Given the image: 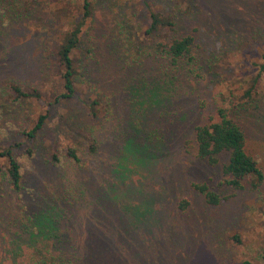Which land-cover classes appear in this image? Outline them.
<instances>
[{
	"label": "rangeland",
	"instance_id": "obj_1",
	"mask_svg": "<svg viewBox=\"0 0 264 264\" xmlns=\"http://www.w3.org/2000/svg\"><path fill=\"white\" fill-rule=\"evenodd\" d=\"M91 2L76 95L56 102L60 41L83 0H0V150L10 147L23 172L20 192L0 183V264H33L36 238L71 264H264V178L233 187L229 154L212 165L194 147L197 125L245 100L231 115L264 174V0H181L183 10L178 0ZM149 7L174 9V36L194 37L178 63L146 33ZM11 83L41 96L16 97ZM71 146L81 163L67 157Z\"/></svg>",
	"mask_w": 264,
	"mask_h": 264
},
{
	"label": "trees",
	"instance_id": "obj_2",
	"mask_svg": "<svg viewBox=\"0 0 264 264\" xmlns=\"http://www.w3.org/2000/svg\"><path fill=\"white\" fill-rule=\"evenodd\" d=\"M182 2L184 3V0ZM179 3H181V0H178L176 5L180 8ZM82 8L83 12L81 17L79 19L72 18V20H69L68 23L72 28L65 32L64 38L60 41L58 56L63 67V92L56 95L54 100L56 102L62 99H70L76 95V74L78 71L74 52L78 48L86 19L91 14V0H83ZM180 9L183 10V7ZM149 13L151 24L146 30V33L150 35L157 33L163 38L156 43V50L158 52L165 55L173 63H178L181 58L191 53L194 37L191 34L181 37L174 36L173 34L174 31L176 32L177 22V14L174 9L163 12L162 10L149 7ZM170 36L172 37L169 38ZM253 85L243 94L249 100L252 98L254 88L257 87L256 83ZM10 87L17 93L16 97L23 95L41 96V93L36 89L34 91H25L15 83H11ZM245 103V100L239 102V104L232 100L229 102V107L219 106L218 120H211L208 123L195 127L194 147L196 149V155L199 158L207 159L212 165H216L219 162L220 155L228 153L229 161L223 165V172L226 177L225 181L236 188H242L243 180L247 177H252L255 180V184L260 183L264 178L259 161L247 150V137L243 127L231 115V112L239 113L243 109L247 111ZM97 104V100L91 103L90 111L94 114L97 113ZM47 117V115H41L36 126L27 135L32 138L36 137L39 130L45 125ZM91 148L93 149L94 146ZM67 157L74 163H81L78 149L74 146L68 148ZM60 161L61 158L55 153L53 155V162L59 163ZM3 180H7L13 191H21L23 182L22 165L10 147L0 150V183ZM195 187L205 194L209 202L218 203L220 200L218 195L211 191L206 184H195ZM187 204L188 201L185 199L180 205L184 208ZM32 253L33 264H71L69 261L54 255L48 247L47 241L43 238H36ZM242 264L256 263L250 260H244Z\"/></svg>",
	"mask_w": 264,
	"mask_h": 264
}]
</instances>
